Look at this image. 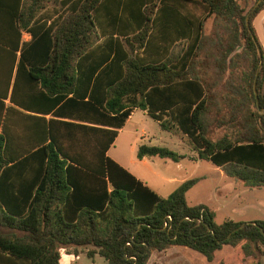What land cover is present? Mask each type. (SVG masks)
<instances>
[{
  "label": "trees",
  "instance_id": "1",
  "mask_svg": "<svg viewBox=\"0 0 264 264\" xmlns=\"http://www.w3.org/2000/svg\"><path fill=\"white\" fill-rule=\"evenodd\" d=\"M10 5L19 37L31 34L14 49L18 67L29 68L24 89L40 82L43 96L31 100L51 113L15 109L12 116L7 108L3 115L0 100V264H60L62 252L148 264L152 253L173 247L213 262L225 246L241 247L260 264L264 221L219 225L208 206L187 202L197 178L161 197L107 152L137 108L163 130L187 136L199 160L248 188H264V58L252 26L264 0L252 8L248 0ZM136 156L184 158L147 145Z\"/></svg>",
  "mask_w": 264,
  "mask_h": 264
},
{
  "label": "rangeland",
  "instance_id": "2",
  "mask_svg": "<svg viewBox=\"0 0 264 264\" xmlns=\"http://www.w3.org/2000/svg\"><path fill=\"white\" fill-rule=\"evenodd\" d=\"M213 29V19L211 18L206 22V33L211 35ZM224 133V129L217 130V137H221ZM137 134L141 144L168 148L179 155H183L184 158L181 160L182 170L176 172L175 162L158 157L149 159V164L141 163L137 159L135 150ZM144 134L148 136L144 138ZM183 137L182 134L162 130L155 120L144 114L141 110H138L132 122L126 127L121 137L111 148L109 156L119 164H128L131 172L141 178H147V182L152 187L155 186L150 181L152 178L161 185L165 184L159 179L158 174L171 178L176 177L179 181L203 177L204 179L189 192L187 201L191 206L196 204L208 206L215 212V221L219 225L228 219L233 221H263L264 188L251 189L225 174L221 176L220 170L211 162L199 160L195 164L191 161L190 157H196L197 153L193 145L189 143V140ZM130 161L132 162L131 164ZM171 186L162 194L167 195L172 192L174 187ZM174 249H176V257L173 258L172 254L168 256L155 254L151 264H166L169 260L173 259L176 264H215L220 260V254L219 256L217 255L216 261L210 263L203 256L188 248L174 247ZM152 255L154 254L152 253ZM78 256L79 264H94L85 255L79 254ZM225 259L231 264H251L255 262L251 259H245L239 246L231 248L230 255L223 257L224 261ZM256 261L264 264V255ZM95 264L107 263L104 258L96 257Z\"/></svg>",
  "mask_w": 264,
  "mask_h": 264
},
{
  "label": "crops",
  "instance_id": "3",
  "mask_svg": "<svg viewBox=\"0 0 264 264\" xmlns=\"http://www.w3.org/2000/svg\"><path fill=\"white\" fill-rule=\"evenodd\" d=\"M238 1L240 3L244 2V0H238ZM10 2H11V0H0V100L5 105L2 114L4 115L6 113L7 108H11L13 110L11 112L12 116H15V111H14L15 109L20 111V112H22L24 115H34L35 114L34 112L51 113L50 109H47L46 111L40 110V107H37V106H40V105H37L35 102H32V100H31L35 95L41 96V97L43 96L42 92H44V90H43L40 82L39 83H34V90L33 91H31V90L30 91H28V90L26 91V89H24V87H26V84L28 82L27 72L29 71V68L27 66H24L23 68H19L18 67V61H19L20 53H19V51L15 53L14 49H15V46H16L17 43H19V46H21V44H23L24 42L30 41L31 40V34L29 32H27V31H22L21 32V36L19 37V33L16 30L15 12H14L13 8H11ZM254 2H255V0H248V8H252ZM49 23L50 22H48V24ZM252 26L254 28V31H255L256 37L258 39L259 45H260V47L262 49L263 58H264V9H262L254 17V19L252 21ZM20 84H22L23 86L20 85ZM88 96H89V92H88V95L86 97H88ZM11 98H13V100H11ZM14 98L15 99L16 98H18V99L21 98L22 99V101H21L22 103H20V101L18 102V100L16 101ZM86 100H87V98H85V101ZM34 106L39 108V110H36ZM56 109L57 108H54V111ZM138 110H140V109L136 108V109H134L132 111L131 115L127 119V121H126L125 125L123 126V128L118 131V135H117L116 139L114 140V143L112 144V146L109 148V150L107 152L108 156H109V152H110L111 148L114 146V144L121 137V135L123 134V132L126 129V127H128L129 124L132 122L133 117H134V115L136 114V112ZM141 111L144 114H147L150 118H152L147 113V111H144V110H141ZM35 115H40V114H35ZM52 118H53L52 114H48V115L45 116V119H47V120L52 119ZM73 119H75V120H73ZM26 120H28V119H26ZM59 120L71 121V122H75V123H79V124H86V125L91 126V127H97V128H100V129L111 130L110 127L94 125V124H90V123H87V122H82V121H85V120L84 119L82 120V119H79V118H70V119H68V118H66V119L59 118ZM156 122L160 126V123L158 121H156ZM26 125H27V127H29V121H27ZM23 129H24V131L26 133L28 128L27 129L23 128ZM171 133L182 134L180 132H171ZM182 135L184 136L183 138H187V136H185L184 134H182ZM147 136H148L147 134H144V138H146ZM139 140L140 139H139V136L137 134L136 135V142H135L136 143L135 144L136 155H137L138 148L140 146H142V145H145V144H141V142ZM187 140H189V139L187 138ZM153 158H155V157H153ZM153 158H144L143 160H140V161L143 164H149L148 163L149 159H153ZM190 159L195 164L199 162V159H198L197 156L196 157H190ZM131 163L132 162L130 161V164ZM175 163H176V169H175L176 172L181 171L182 168H183V166L181 164V160L179 162H175ZM119 165L122 166L123 168H125L131 174H133L137 179L141 180L151 190H153L156 194H158L161 197H167L181 183L186 181V179L179 181V180H177L176 177L171 178L169 176H161V175L158 174L157 176L159 177V179L162 182H164L165 184L161 185L155 179L152 178V179H150V181H151V183L153 185H155V186L152 187L147 182V180H146L147 178H141V177L135 175L133 172H131L129 170V168H128V164L121 163ZM220 172H221L220 175L222 176V174H224V173L221 170H220ZM154 174H156V173H154ZM197 179H198V182H197V184H198L204 178L200 177V178H197ZM173 185H175V186H173ZM169 186L174 187L172 192H170L167 195L162 194L164 191H166L169 188ZM189 192L187 193V195L189 194ZM196 205H199V204H196ZM228 220H231V219H228ZM236 222H245V223H247V222H254V220H251V221L238 220ZM231 248L232 247H230V246H225L220 251H217L215 253L214 261L217 260V255L219 256V254H220V257H219L220 260H218L215 264H217V263L218 264H231V263H229L227 261V259H225V261L223 260V257H227L228 255H230ZM235 248H237V247H235ZM175 250L176 249H174V247H173V248H171V249H169V250H167L165 252L159 253V255L163 254L164 256H168V255L172 254L173 258H174V257H176V255H175L176 251ZM80 254H83V255L86 256L85 253H80ZM96 257H100V256L96 255L94 258H89V259L92 260L94 262V264H95ZM154 257H155V254L150 257L148 264H151V262H152ZM210 263H212V262H210ZM60 264H79V256L78 255L76 256L74 254H68L66 252H62L61 259H60ZM166 264H176V262L173 259V260H169L168 263H166Z\"/></svg>",
  "mask_w": 264,
  "mask_h": 264
},
{
  "label": "water",
  "instance_id": "4",
  "mask_svg": "<svg viewBox=\"0 0 264 264\" xmlns=\"http://www.w3.org/2000/svg\"><path fill=\"white\" fill-rule=\"evenodd\" d=\"M258 77V73H257V75H256V78Z\"/></svg>",
  "mask_w": 264,
  "mask_h": 264
}]
</instances>
